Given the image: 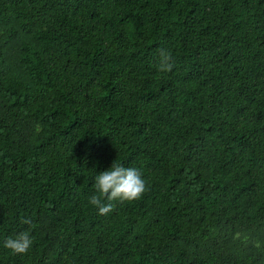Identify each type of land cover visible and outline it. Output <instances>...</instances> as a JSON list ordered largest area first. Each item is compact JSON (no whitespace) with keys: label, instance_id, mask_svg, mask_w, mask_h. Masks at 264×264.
I'll return each mask as SVG.
<instances>
[{"label":"trees","instance_id":"16d2710c","mask_svg":"<svg viewBox=\"0 0 264 264\" xmlns=\"http://www.w3.org/2000/svg\"><path fill=\"white\" fill-rule=\"evenodd\" d=\"M0 264H264V0H0Z\"/></svg>","mask_w":264,"mask_h":264},{"label":"clouds","instance_id":"9594fccd","mask_svg":"<svg viewBox=\"0 0 264 264\" xmlns=\"http://www.w3.org/2000/svg\"><path fill=\"white\" fill-rule=\"evenodd\" d=\"M160 62L157 70L170 72L173 68L172 55L167 50H159ZM94 195L88 199L89 205L98 210V215L105 216L112 212L114 204L131 203L138 201L146 192V182L141 172L134 167L125 168L115 163L110 170L104 171L96 176L94 184ZM109 203H103L104 200ZM22 224L31 228L32 219L26 217L21 220ZM33 244V238L29 231H24L16 236H9L4 240L3 247L15 255L27 254Z\"/></svg>","mask_w":264,"mask_h":264}]
</instances>
